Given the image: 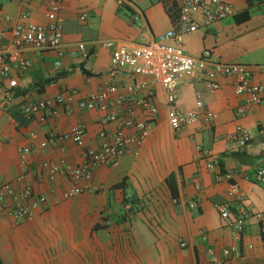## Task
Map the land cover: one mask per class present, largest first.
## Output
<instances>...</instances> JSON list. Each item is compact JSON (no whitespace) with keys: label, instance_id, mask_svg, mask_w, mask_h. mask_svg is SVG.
<instances>
[{"label":"crops","instance_id":"obj_1","mask_svg":"<svg viewBox=\"0 0 264 264\" xmlns=\"http://www.w3.org/2000/svg\"><path fill=\"white\" fill-rule=\"evenodd\" d=\"M227 1L236 14L249 9L250 18L238 21L231 16L200 26L184 34L182 40L167 42L194 56L209 49L213 60L247 64L252 68V81L264 84V0ZM167 3L179 7L181 0H62V45L37 49L27 44L23 54L32 60V66L13 72L18 86L11 98L6 95L7 80L0 76V182L12 183L17 192L31 184L45 197L27 221L10 216L0 219L2 264H211L232 245L247 262L264 264L257 215L264 211V178L256 176L264 169V101L240 113L238 107L248 97L237 92L231 76L221 77L219 89L211 92L206 72L199 70L180 81L179 97L170 106L164 89L156 83L153 101L158 113L146 143L133 146L115 165H94L92 181L97 188L66 198L64 193L74 186L71 179L65 174L50 178L48 164L75 165L81 161L83 148L73 141L66 143L64 153L58 142L50 141L37 152H23L24 147H37L51 134L77 124L86 127V147H99L104 111L82 110L75 104L68 112L59 106L58 116L48 115L42 121L40 115L28 119L22 106L55 99L67 89H77L80 96L96 91L110 68L111 50L103 42L159 39L177 26ZM24 9L30 11V22H49L47 0H32L30 4L0 0V31L11 27ZM82 14H86L85 19ZM82 41L87 43L86 57L79 53ZM4 45L0 39V51ZM58 61L62 62L60 68ZM60 72L66 74L44 91L33 87ZM131 78L127 74L119 80ZM197 93L215 113L214 123L199 121L174 131L169 124L170 107L182 111L194 108ZM137 116L142 119L145 112L137 109ZM238 125L252 135L243 149H236L230 139ZM111 126L116 127V123ZM211 160L213 167L208 166ZM171 174L177 183L176 196L167 182ZM228 176L239 184L240 199L228 196ZM124 179L123 185H117ZM192 202L196 206L192 207ZM221 202L229 205L233 216L249 211L250 222L240 240L235 239L233 227L217 209ZM181 239L186 246L181 245ZM225 264H242V259H225Z\"/></svg>","mask_w":264,"mask_h":264},{"label":"built area","instance_id":"obj_2","mask_svg":"<svg viewBox=\"0 0 264 264\" xmlns=\"http://www.w3.org/2000/svg\"><path fill=\"white\" fill-rule=\"evenodd\" d=\"M30 4L32 0H23ZM62 0H47L49 22L40 25L29 21L30 11L24 9L8 29L0 31V39L5 49L0 51V76L7 80L6 95L11 98L18 80L13 72L25 71L32 66V60L23 54L27 44L37 49L60 47L64 39L63 19L59 15ZM236 10L227 0H181L177 26L162 34L159 39L127 43L115 39H108L103 44L111 50L110 68L105 74L103 84L89 95L80 96L77 89H67L55 99L33 101L22 106L23 114L32 119L40 115V120L46 121L48 115L58 116L59 106L70 111L73 105L82 110H101L105 112L99 130L98 148H89L85 145L86 127L83 124L72 126L60 134H51L47 141L39 146L23 148L24 154L44 149L48 142H58L61 151L67 150V142L73 141L83 148L82 159L72 165L66 163H50L49 176L56 178L59 174L67 175L74 186L66 191V198L86 190L97 188L93 184V166L99 164L115 165L126 153L143 146L153 126L158 106L153 101L157 94L155 84L159 83L165 91L167 104H174L179 97V83L185 77L195 76L197 71H205L209 79L208 87L211 92L220 87L219 79L231 76L235 79L236 90L239 94H246L247 101L240 107V113L245 112L252 105L264 101V84L252 81V68L244 63H226L211 58L209 49H205L199 56L188 53L180 46L170 44L169 39L182 40L184 34L200 26L212 25L217 21L234 16ZM11 20L10 17H7ZM82 19L86 14L81 15ZM86 42L78 44L79 53L88 55ZM56 66L60 68L62 62ZM130 75V81H120L121 75ZM143 77V78H141ZM169 124L174 131L183 126L203 121L214 123L216 115L207 108L201 93H197L196 106L182 111L170 107ZM137 109L145 112L144 118H138ZM111 123H116L112 127ZM236 149H243L250 143L252 135L248 129L238 125L230 137ZM264 142V137H263ZM208 155V152H205ZM214 166V161L208 164ZM257 179L264 178V169L257 172ZM222 179V176H219ZM229 176L226 177L229 180ZM227 194L229 197L240 199L241 188L237 182L228 181ZM0 188V219L10 216L17 221H27L34 217L40 201L45 197L39 195L31 184L26 185L22 192H17L12 183L1 181ZM9 197V198H8ZM196 206L195 202L190 204ZM221 216L227 219L234 229V237L240 240L243 231L250 222V213L242 210L233 216L229 205L225 202L217 204ZM260 219V229L264 240V211L257 213ZM181 245L186 242L181 239ZM212 253L213 251L210 250ZM239 258L242 264L247 262L240 249L232 245L223 249V257L216 258L211 264H225V259Z\"/></svg>","mask_w":264,"mask_h":264},{"label":"trees","instance_id":"obj_3","mask_svg":"<svg viewBox=\"0 0 264 264\" xmlns=\"http://www.w3.org/2000/svg\"><path fill=\"white\" fill-rule=\"evenodd\" d=\"M166 8H167L169 15L173 19L174 23L177 24L178 17H179V7L177 5H175L174 3H167ZM250 15H251L250 11H249V9H247V10L243 11L242 13L235 14L234 16H236V19L238 21H245V20L250 18ZM86 72L90 74L89 71H86ZM65 74H66V72H60L56 76L41 79V80L37 81L35 83V85H33V87L37 88L38 91H44L45 87L48 84L55 82L59 78V76H62ZM125 180L126 179L117 183V185H123L125 183ZM167 182H168L170 188L172 189L173 195L176 196L178 194V188H177V183H176V180L174 178V175L171 174L167 178ZM0 264H2L1 261H0Z\"/></svg>","mask_w":264,"mask_h":264},{"label":"rangeland","instance_id":"obj_4","mask_svg":"<svg viewBox=\"0 0 264 264\" xmlns=\"http://www.w3.org/2000/svg\"><path fill=\"white\" fill-rule=\"evenodd\" d=\"M128 12V11H127ZM127 14H130L129 12Z\"/></svg>","mask_w":264,"mask_h":264}]
</instances>
